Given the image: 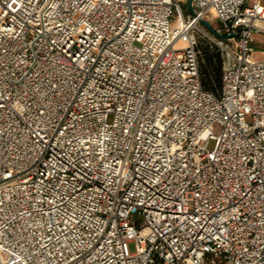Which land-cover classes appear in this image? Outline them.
I'll list each match as a JSON object with an SVG mask.
<instances>
[{
  "label": "built area",
  "instance_id": "2783aa9c",
  "mask_svg": "<svg viewBox=\"0 0 264 264\" xmlns=\"http://www.w3.org/2000/svg\"><path fill=\"white\" fill-rule=\"evenodd\" d=\"M189 2L0 0V264H264V4Z\"/></svg>",
  "mask_w": 264,
  "mask_h": 264
},
{
  "label": "trees",
  "instance_id": "16d2710c",
  "mask_svg": "<svg viewBox=\"0 0 264 264\" xmlns=\"http://www.w3.org/2000/svg\"><path fill=\"white\" fill-rule=\"evenodd\" d=\"M200 73L203 85L207 89L217 90L222 84L223 56L220 49L207 39L200 40Z\"/></svg>",
  "mask_w": 264,
  "mask_h": 264
},
{
  "label": "crops",
  "instance_id": "0c3cea01",
  "mask_svg": "<svg viewBox=\"0 0 264 264\" xmlns=\"http://www.w3.org/2000/svg\"><path fill=\"white\" fill-rule=\"evenodd\" d=\"M256 1H260L264 4V0H249V3H254ZM251 45L254 49V56L259 58L258 60H264V33H255Z\"/></svg>",
  "mask_w": 264,
  "mask_h": 264
},
{
  "label": "rangeland",
  "instance_id": "374dc122",
  "mask_svg": "<svg viewBox=\"0 0 264 264\" xmlns=\"http://www.w3.org/2000/svg\"><path fill=\"white\" fill-rule=\"evenodd\" d=\"M178 1L182 5V9H183L184 14L187 15L190 12V10H189V0H178ZM213 25L215 26V28H219V23H218L217 20H215V18L213 19ZM199 38H200V40L207 39L208 41H210L211 43H213L212 40H210L207 36L200 35ZM252 50H253V55H254V49H253V47H252ZM254 59L258 60L259 58H257L256 56H254ZM110 120H111V117H110ZM215 130L216 131H219L220 128L219 127H216ZM213 146H214V140H211L210 143H209V147L212 148ZM130 249H131V251H134L135 250L134 244H132V243L130 244Z\"/></svg>",
  "mask_w": 264,
  "mask_h": 264
},
{
  "label": "water",
  "instance_id": "95a60500",
  "mask_svg": "<svg viewBox=\"0 0 264 264\" xmlns=\"http://www.w3.org/2000/svg\"><path fill=\"white\" fill-rule=\"evenodd\" d=\"M189 10L192 12V13H195L194 11V8L192 7L191 5V2H189ZM201 23L203 25H205L206 27H208L209 29H211L213 32H215V29L212 27V25L205 19H201Z\"/></svg>",
  "mask_w": 264,
  "mask_h": 264
}]
</instances>
